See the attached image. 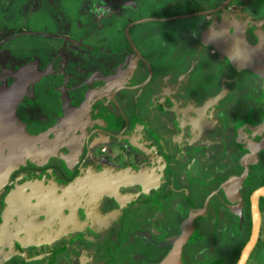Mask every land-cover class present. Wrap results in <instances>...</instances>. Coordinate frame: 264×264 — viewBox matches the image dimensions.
Returning <instances> with one entry per match:
<instances>
[{
	"label": "flooded vegetation",
	"instance_id": "1",
	"mask_svg": "<svg viewBox=\"0 0 264 264\" xmlns=\"http://www.w3.org/2000/svg\"><path fill=\"white\" fill-rule=\"evenodd\" d=\"M245 1H253L259 14L264 10V0ZM230 2L207 8L201 0H166L140 16L131 0L122 2L131 10L122 29L123 51L131 58L121 74L105 76L101 57L114 51L86 39H99L106 19L100 13L111 7L86 0H0V264H160L183 231L187 237L179 260L189 263L206 245V240L190 238L196 232L209 234L208 216L198 209L206 211L215 198L225 206L227 222L231 214L237 218L241 236L233 240L236 249L241 246L246 199L250 206L252 192L264 185V113H256L259 124L249 116L238 120L235 141L240 156L233 166L230 151L224 155L218 144L230 135L222 133L234 120L221 121L216 111L230 84L241 89L251 82L264 90V21L252 29L251 14L240 23L226 12L217 18L215 13ZM197 8L202 9L187 12ZM199 17L205 21L191 24ZM182 21H187L184 27ZM140 25L145 27L136 38ZM109 38L117 40V34ZM139 40L147 42L143 49ZM23 41H30L24 50L32 56L28 62L19 54ZM153 41L156 48H150ZM71 46L97 57L85 61L93 70L76 92L69 87L66 54ZM55 51L66 55L58 73ZM109 62V68L117 69L116 60ZM137 77L142 81L132 84ZM52 83L58 84L62 96L56 103L47 98L44 108L49 112V105L58 106L60 113L52 120L58 118L59 127L47 126L45 118L29 123L21 105L49 97ZM155 87L159 90L152 94ZM259 95L261 105L264 96ZM44 135L46 146L31 143ZM59 137L67 139L65 144L51 145ZM112 148L117 152L109 157ZM137 149L148 153L149 164L116 169L113 163H121L123 156L133 163L130 153L141 152ZM29 163L33 168L27 170ZM42 169L48 181L36 177ZM245 170L238 189L240 218L230 210L232 205L239 210V204L227 205L222 184ZM70 180L78 186L72 187ZM39 192L42 199L36 202ZM230 198L237 199L236 191ZM258 209L260 228L253 249L264 264V196ZM39 214L47 218L38 220ZM147 251L155 255L149 258Z\"/></svg>",
	"mask_w": 264,
	"mask_h": 264
},
{
	"label": "rangeland",
	"instance_id": "2",
	"mask_svg": "<svg viewBox=\"0 0 264 264\" xmlns=\"http://www.w3.org/2000/svg\"><path fill=\"white\" fill-rule=\"evenodd\" d=\"M124 1L126 2V0H86V2L89 4L93 3L101 7H104V6L111 7V10L104 12V10L102 9V13H100L101 17H106V19H102L101 27H99L100 28L99 39L92 38V37L86 39L87 41L86 43L92 42L90 44H94L93 42H96V44H101V46L105 48L106 50L114 51L112 56L101 57V63L105 65V67H102V73L105 76L110 75V74H114V75L119 74V73L121 74L122 70L126 68L125 67L126 62L130 60L131 58V56L128 53L124 52L125 51L124 46L126 42L122 35V29L124 28L126 22H128L129 20V18H127V16H130L128 12H131V10L129 11V9H127L126 6L122 4V2ZM131 1L134 3L132 6H136V8H133L132 10H137L139 13L138 15L140 16L142 14L145 15V13L147 14L148 12L152 10L158 9V7L160 6V2L162 3L163 1H166V0H131ZM222 1L223 0H201V2H203L204 4L209 5V6H206L207 8H210V5H213L216 2L218 3ZM242 2L247 3L248 4L246 5L247 7H244V5L241 4ZM258 2H260V0H258L257 3ZM253 3H254L253 1L247 2L245 0H231V2L226 7H224L221 11L216 12L215 16L219 18L224 15L223 12H226L227 14L231 16L234 15V17L240 23L246 20L248 16L251 14V16H253V18L251 19V22H252L251 28L255 29L257 28L259 21L261 23L264 21V10L263 11L261 10L259 14L258 11L255 9ZM143 7L144 9H142ZM240 10H241V15H239ZM243 14H246V15H243ZM204 21L205 19L203 17H199L196 20H191L190 22L191 24L195 25L194 23L199 24V23H203ZM186 22L187 21H182L181 27ZM144 27L145 26L140 25L139 26L140 30L135 31L136 38L140 37V33L144 30ZM263 30H264V24H263ZM114 33L117 34V40H112L109 38V36L111 34L114 35ZM154 41L151 42L150 48H156L155 44L157 43L158 39L156 40L155 44H154ZM28 43H30V41H23L22 42L23 50L19 52L21 56L20 58L24 62H28L30 59H32L31 58L32 56H30V52L24 51L28 47ZM139 43L142 49L145 45H147V42H142L141 40H139ZM14 46L15 45H11L10 47L13 48ZM96 46H99V45H96ZM56 49L57 50L61 49V47L56 48ZM56 51L53 53V55H54V59L55 57H57V59L55 60L57 64L56 68H59L57 70V73L62 71V66H61L62 60H64L65 56L68 55L67 60L70 63L69 72H70V77H71L70 82H69L70 92H76L78 84H80V82H82L83 80L88 79L90 71L93 70L91 69L92 63L86 65L85 61H91V60L95 61L97 60V57H95L92 53H88L84 49L76 48L73 46H71L69 53L66 55H65V52H63L62 54H58V52ZM9 56H12V55H9ZM111 60H116L117 69H112L108 67L110 64L109 61ZM46 65L47 64L45 61L43 64V67H46ZM93 68H96V66ZM130 68H132V66ZM134 68L135 67H133L132 69ZM134 70H136V68ZM120 78L119 80L120 82H122L124 78H126V73ZM234 78H236L237 80V77L234 76L233 79ZM54 80L55 78H53V81ZM59 80L61 81V79L59 78L56 79V81L60 82ZM245 80L247 81L248 77L247 79L245 78ZM141 81H142V78L137 77L131 82L132 84H139ZM57 85L58 84L56 83H52L49 97H45L44 95V98H42V101L40 100L33 101L32 99H28L21 105L23 107L24 116L26 117L29 123L31 122L33 123L38 119L45 118L47 126L49 125V127H55V126L59 127L58 126L60 125L59 119L57 118V120H52L54 116H58L60 113L58 111L59 110L58 106L49 105L48 107L52 108V110H50L49 112H46L47 110L46 108H44L45 106H47V103L51 98H53L56 103L58 100V97L62 96L60 88H58L59 92L57 91ZM171 87L172 89L175 88L172 85ZM105 88H106L105 85L102 86V90H106ZM31 90L32 89H29V92ZM53 90H55L54 94L52 92ZM158 90L159 89L155 87V89L151 90V93L155 94L158 92ZM259 94H262V96H264V90L262 89L260 91L258 87L253 85L251 82H247V85H245V88L242 87L241 89L237 88L236 85L230 84L228 95L226 99L224 100V104L223 105L220 104L219 106L220 108L218 107V111H216V116H217L216 118L220 119L221 121L225 122V120H227L226 118H229L230 120H234L232 123H230L232 124V127L227 132L224 130V132L222 133V135H225L226 133H230V135L227 138H225L222 141V143L218 144V148L222 149V151L224 152V155L227 150L230 151V153L227 156L229 158L230 165L236 166L237 161H239V156H240L237 152V148H236L237 144L235 141L236 139L235 130L237 126L239 127L240 125L238 120L241 119L243 116H249L250 119H252L250 120L251 122H254L253 119H255V121L258 122V124L262 123L258 119V115L256 114L258 112H260L259 115L261 113L262 114L264 113V103H261L260 105L257 100L261 96ZM47 98H49V100ZM46 113H49L50 117L46 116L45 115ZM40 123H41V120H40ZM60 129H61V126H60ZM45 138L46 137L44 135V137L43 136L37 137L32 140L30 139V140H31V143L35 144L34 146H39L38 144L41 142L43 143V146H46V142L44 141ZM66 140L67 139L65 138L62 139L61 137H59L55 139L54 141H52L53 144L51 145H53L54 147H57V146H60L61 144H65L64 142H66ZM124 141L119 142V146H121ZM104 146H105V143H102L101 144L102 149L106 148ZM137 150H140L141 152L137 151L139 153H133V152L130 153V154H133V156L131 157V159L133 160V163H130V160H128L129 158H125L123 156L121 159L122 161L121 163H113V165L116 166V169H119L120 167L130 166L131 164L138 165V166H143V164H149L151 159L149 158L148 153L144 152L141 149H137ZM116 152L117 150L115 148H112V151H111L112 154H109V157L110 156L112 157L113 155H115ZM200 153L201 151L199 152V154ZM58 159L61 160L60 158ZM193 159L194 160L196 159L197 161L198 155L196 156L194 155ZM28 161H32V159L30 158L28 159ZM25 168L29 170V168H33V166L32 164L29 163ZM200 172L202 171L200 170ZM29 176L32 179H35L33 175H29ZM36 177H38V179H41L43 181H48V173L47 171H44L43 169L39 170ZM70 182H71L72 187H74L75 185L78 186V183H76L77 182L76 180H70ZM70 190H69V193H70ZM41 199H42L41 192H39L37 195V199H35V201L40 202ZM217 199L218 198H215V199H212V201H209L210 205L208 206L206 211H202L203 210L202 207H199L198 209V212L204 213L203 216L205 217L208 216L207 228L209 230V234L205 235L201 232L199 233L196 232L194 234V237L190 238L192 241H197L199 239L204 240V241L206 240V245L204 246V249L199 250V252L196 254L197 256H195L194 258H191L192 256L190 257L189 255L187 258L188 259L191 258V259L189 260V263H185V264H230V255H233V252L236 249L235 247H237L234 244V242H236L234 240L235 238L240 237L241 233L238 231V228L236 227L237 218L235 217V215L231 214L233 217L230 216L229 217L230 220L229 222H227L225 219V215H224L225 206L222 203H220V200H217ZM48 201H51V199H48ZM227 205H232V203L227 202ZM41 208H45V206ZM183 216H185V213ZM198 217H201V216H198ZM46 218H47V215L45 214L37 215L38 220H45ZM262 224L264 225V213H263ZM262 232L260 233L261 236H263ZM258 240H260V238ZM167 249L168 251H170L171 250L170 246H168ZM257 252L258 250L254 248L250 252L245 264H261L258 258L259 255ZM147 254L149 255V258H152L153 255H155L154 253H151L148 251H147Z\"/></svg>",
	"mask_w": 264,
	"mask_h": 264
},
{
	"label": "water",
	"instance_id": "3",
	"mask_svg": "<svg viewBox=\"0 0 264 264\" xmlns=\"http://www.w3.org/2000/svg\"><path fill=\"white\" fill-rule=\"evenodd\" d=\"M26 83V81H25ZM23 84V88L25 89L26 84ZM246 174V170L243 172V174L241 176H233L230 177L226 182H224L222 184V187L224 189V191L226 192L227 196H228V200L229 202H231L232 204L235 203L237 201V203L239 204L240 208L239 211L235 210V205L230 206V210L237 214L240 218H242L241 216V208L243 207V202L240 199V197L238 196V189L241 186L242 180L244 178ZM234 178V179H233ZM231 180H237L238 182L236 184V194H237V199L233 200L230 198V196L227 193L226 190V186L229 185ZM261 196H264V185L256 190H254L252 192V194L250 195V220H251V229H250V235L248 238V241L246 242V244L243 246V248L240 251L239 257L236 261L235 264H245L247 261V258L250 254V252L252 251L253 247L256 244L257 238H258V233H259V228H260V214H259V209H258V200ZM236 204V205H238ZM192 217V216H190ZM183 233L179 236V238H184L183 237ZM178 238V239H179ZM185 241V238L182 239V241H180L178 247H177V253L175 255V257H177L178 262L180 264V260H179V253H180V247L183 244V242ZM175 247H173L169 253L167 254V256L160 262V264H165L172 256V254L174 253L173 251Z\"/></svg>",
	"mask_w": 264,
	"mask_h": 264
},
{
	"label": "trees",
	"instance_id": "4",
	"mask_svg": "<svg viewBox=\"0 0 264 264\" xmlns=\"http://www.w3.org/2000/svg\"><path fill=\"white\" fill-rule=\"evenodd\" d=\"M202 8H197V9H188L187 12H192V11H197V10H201ZM186 12V13H187ZM263 200V199H261ZM245 229H246V236L245 239L243 241V245L245 244V242H247L248 240V235H249V230H250V226H251V220H250V206H249V200L246 199V206H245ZM241 244V246H239L237 249L234 250V255H233V260H232V264H235L239 254H240V250L243 247V245Z\"/></svg>",
	"mask_w": 264,
	"mask_h": 264
},
{
	"label": "bare ground",
	"instance_id": "5",
	"mask_svg": "<svg viewBox=\"0 0 264 264\" xmlns=\"http://www.w3.org/2000/svg\"><path fill=\"white\" fill-rule=\"evenodd\" d=\"M244 43V42H243ZM245 44V43H244ZM9 137L7 136V138L6 139H8ZM26 147V146H25ZM253 149V148H252ZM22 160H23V158H22ZM8 171V170H7ZM234 179V178H233ZM238 181L237 180H231L230 181V183H229V185H227L226 186V190H227V193H229V195L230 196H234V193H235V191H236V187H234V185H238V184H236ZM240 208V207H239ZM237 209V208H236ZM237 211H239V210H237ZM183 237L184 238H186L187 237V233L186 232H184L183 233ZM184 238H179V239H174L173 240V244H174V253L172 254V256H171V258L165 263V264H170L171 262H173V261H175V264H179V262H178V259H177V257H175V255H176V253H177V247H178V245H179V243H180V241H182V239H184ZM173 264V263H172Z\"/></svg>",
	"mask_w": 264,
	"mask_h": 264
}]
</instances>
